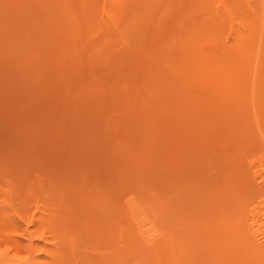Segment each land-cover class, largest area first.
Listing matches in <instances>:
<instances>
[{"label": "rangeland", "instance_id": "rangeland-1", "mask_svg": "<svg viewBox=\"0 0 264 264\" xmlns=\"http://www.w3.org/2000/svg\"><path fill=\"white\" fill-rule=\"evenodd\" d=\"M97 1L95 29L79 39L84 44L74 48L75 57L71 53L62 55L64 50L57 44L53 51L58 57L62 55L61 59H49L47 70L40 68L43 74L39 76V69L36 75L32 70L35 63L31 57H25L29 63L22 66L23 72L14 58L10 57L13 63L7 62L9 55H0V232L4 237L0 252L6 254L0 264H170V260L175 264H226L227 247V251L239 249L240 255L251 250L241 243L248 241L250 245L252 240L253 232L247 231L246 224L251 222L248 217L258 213L262 219L258 223L264 222V178L252 176L255 171L264 176V105L261 101L259 108L260 103L254 99L255 73L251 74L258 57V49H254L259 48L255 47V38L263 16L262 0H159L150 6L148 16L130 22L126 19L128 22L117 27L107 24L110 17L117 16L112 1ZM155 23L160 28L154 27ZM205 25L208 29H203ZM190 28L200 38L203 33L206 45L202 43L201 48L209 53L230 56L228 52L232 51L235 58H245L236 71L238 85L246 81L239 85L242 89L236 86L238 93L230 94L235 80H230V71L225 68L228 60L225 66L220 59L216 66L203 65V59L191 61L186 53L192 46L182 51L188 58L179 69L181 74L171 73V67H167L168 73L163 71L168 63L174 66L173 59L164 57V42ZM88 38H96L97 47H91ZM254 51L251 60L248 54ZM244 87L249 90L248 97ZM260 96L263 100L264 95ZM224 197L225 205L221 204ZM236 197L238 205L233 207ZM136 202L147 207L144 213L151 215V239L138 241L142 250L137 247L139 243H134L140 236H133L136 232L130 229L134 217L129 215L130 208L138 205ZM238 206L239 211L235 209ZM213 224L233 228L247 240L226 239L222 229L217 234ZM183 235L184 240L180 237ZM181 238L192 245L186 246ZM14 240L22 243L20 248L12 247ZM217 242H221L219 246ZM143 244H149L153 256L149 257ZM127 245L128 251L134 247L138 251H125ZM173 246L180 252L177 258L172 256ZM216 250L220 253L215 254ZM141 251L147 254L143 256ZM198 251L205 253L198 256ZM183 254L189 261L182 258L181 262L178 256ZM258 254L264 260V249ZM193 257L196 259L191 260ZM244 259L253 262V258Z\"/></svg>", "mask_w": 264, "mask_h": 264}, {"label": "bare ground", "instance_id": "bare-ground-1", "mask_svg": "<svg viewBox=\"0 0 264 264\" xmlns=\"http://www.w3.org/2000/svg\"><path fill=\"white\" fill-rule=\"evenodd\" d=\"M96 1L97 0H0V39H3V41H1L2 42V44H0V55H2V56H4V54H7V55H5V56H8L9 58H7V62H9V61H11V59L13 60V58L16 60V62H17V64L20 66V68L23 70L24 68L22 67L23 65H26L27 64V62L29 63V60L28 59H26L25 57H31V60L35 63V65H34V68L32 69L33 71H34V74L36 75V73L35 72H38V69H39V72H38V75L40 76L41 74L40 73H42L43 74V71L45 72L47 69V61L49 60V59H52V60H60L61 59V56L62 55H65V54H68V53H71V55L72 56H74V54H73V52H75L74 50H76V49H74L75 47H77V45L78 44H84V43H81L80 41L81 40H79V39H81V37H82V35H84V34H90V33H88V32H90V31H92L91 29H92V27L94 26L93 25V18H94V13H95V11L96 12H98V9H96L95 10V8L97 7L95 4H96ZM105 1V0H104ZM104 1L102 2V3H104ZM112 1V5H113V8L115 9V11H113V12H115L116 14H117V16L115 15V16H112V17H110V21L109 22H107V24H112L113 26H115V27H117V26H119L118 24H121V22H123V21H125L126 19L128 20L129 19V22L131 21V20H134V19H141V18H144V17H146V16H148L149 14H150V6H154V4H156L157 2H159V0H111ZM161 1H165V0H161ZM168 1V0H167ZM203 1V0H202ZM149 2V4H146V3H148ZM97 3H99L98 1H97ZM101 3V2H100ZM203 3H205V2H203ZM206 3H207V1H206ZM220 3H222V0H220ZM109 4V3H108ZM209 4V3H208ZM207 4V5H208ZM214 4V3H213ZM159 5V4H158ZM195 5V4H194ZM200 5H201V2H200ZM206 5V4H205ZM218 5V4H217ZM222 5V4H221ZM102 6H104L103 4H102ZM202 6V5H201ZM212 6V5H211ZM223 6V5H222ZM232 6V5H231ZM205 7V6H204ZM216 7V6H215ZM219 7V6H218ZM234 7V6H233ZM262 9H261V11H263L262 13H263V16H262V18H261V20L259 21V23H258V33H257V36H256V38H255V41H256V43H255V47L258 45V47L259 48H255L254 50H256V49H258V57H255V59H257V61H256V65L254 66V67H251V68H253L252 69V71H251V74L254 72L255 73V75H254V84H253V89H254V91L257 93V94H255V92H254V94H255V96H257V98L255 97L254 99H255V101H257V102H259L260 103V106H258L259 108L261 107V101H262V104L264 105V99L263 100H261V96L260 95H264V70H263V68H264V0H262ZM99 8V7H98ZM107 8H110V7H107ZM156 8V7H155ZM154 8V9H155ZM158 8H160V6L158 7ZM188 8V7H187ZM202 8V7H201ZM206 8H208V7H206ZM206 8H204V9H206ZM209 8H210V6H209ZM208 8V9H209ZM103 9V8H102ZM144 9H145V11H144ZM153 9V12L155 11ZM157 9V8H156ZM162 9V8H161ZM200 9V8H199ZM207 9V10H208ZM216 9H220V8H216ZM224 9V8H223ZM231 9V8H230ZM229 9V10H230ZM104 10V9H103ZM168 10V9H167ZM196 10H197V8H196ZM213 10H214V8H213ZM105 11V10H104ZM107 11V10H106ZM160 11H162V10H160ZM159 11V12H160ZM103 11L101 10V13H102ZM153 12H151V13H153ZM157 12V11H156ZM155 12V13H156ZM205 12H206V10H205ZM205 12H202V14L204 13V14H206ZM209 12V11H208ZM207 12V13H208ZM212 12V11H211ZM210 12V13H211ZM217 12H218V10H217ZM230 12H232V10H230ZM219 13H220V11H219ZM226 13V15H227V12H225ZM97 14H99V13H97ZM104 14V13H103ZM100 15V14H99ZM155 14L153 13V19L155 18V16H154ZM208 15V14H207ZM218 15V14H217ZM216 15V16H217ZM96 16V15H95ZM200 16V15H199ZM220 16V15H219ZM230 16V15H229ZM228 16V17H229ZM100 18H101V16H99ZM210 17V16H209ZM223 17V16H222ZM109 18V17H108ZM156 18H157V14H156ZM161 18H163V17H161ZM230 18V17H229ZM101 19H103V18H101ZM131 19V20H130ZM152 18H150V20H151ZM159 19V18H158ZM158 19H155V20H157V21H159ZM201 19V18H200ZM204 19V18H203ZM214 19H216L215 17H214ZM213 19V20H214ZM220 19V18H219ZM104 20V19H103ZM119 20V21H118ZM126 20V21H127ZM154 20V21H155ZM188 20V19H187ZM202 20V19H201ZM221 20V19H220ZM152 21V20H151ZM207 21V20H206ZM216 21H218V19L216 20ZM101 22H102V20H101ZM128 22V21H127ZM153 22V21H152ZM156 22V21H155ZM160 22V21H159ZM158 22V23H159ZM163 22V21H162ZM165 22V21H164ZM190 22H192V21H190ZM202 22H205V21H202ZM223 22V21H222ZM136 23H137V21H136ZM186 23V22H185ZM189 23V22H188ZM96 24V23H95ZM100 24V23H99ZM103 24V23H102ZM138 24H139V22H138ZM156 25H154V27L155 26H158L157 25V23H155ZM162 24H164V23H162ZM161 24V25H162ZM180 24V23H179ZM194 24V23H193ZM208 24H209V22H208ZM207 24V26H209ZM219 21H218V25L217 26H219ZM104 25V24H103ZM102 25V26H103ZM106 25V24H105ZM150 25V24H149ZM160 25V24H159ZM165 25H166V23H165ZM185 25V24H184ZM201 25V24H200ZM199 25V26H200ZM183 26V25H182ZM207 26L205 25V26H203V29H208L207 28ZM216 26V27H217ZM224 26V25H223ZM99 27V26H98ZM112 27V26H111ZM150 27V26H149ZM159 27V26H158ZM165 27V26H164ZM178 27V26H177ZM196 27V26H195ZM198 27V26H197ZM94 29H95V27H93ZM104 28V27H103ZM102 28V29H103ZM106 28V27H105ZM110 28V27H109ZM160 28V27H159ZM158 28V29H159ZM214 28V27H213ZM218 28V27H217ZM99 29L100 30H102L100 27H99ZM107 29V28H106ZM113 29V28H112ZM112 29H111V31H112ZM147 29V28H146ZM155 29V28H154ZM153 29V30H154ZM201 29V28H200ZM202 29V30H203ZM209 29H212V28H209ZM110 30V29H109ZM181 30V29H180ZM179 30V31H180ZM214 30V29H213ZM96 31V30H95ZM94 31V32H95ZM104 31V30H103ZM106 31V30H105ZM215 31V30H214ZM254 31V30H253ZM85 32V33H84ZM93 32V31H92ZM205 32V31H204ZM217 32V31H216ZM98 33V32H97ZM144 33V32H143ZM179 33V32H178ZM201 33V35H199V36H201V38L200 37H198V35H193L194 34V31L190 28V29H185V30H181L180 31V35L176 38V39H174V38H172L171 40H169L167 43L166 42H164V47L166 48L165 50H163L162 48H160V49H162L164 52H165V55H164V57H170L169 59H173L174 60V66L172 67V64H170V63H168V65H165V67H163V65H162V67H163V71L164 70H166L167 69V67H171V73L172 72H175V74H177V73H180V67H182L184 64H186V62H187V59H186V57L187 56H185L184 57V53H182V51L183 52H185L184 51V49L185 48H188V49H190L189 47H191V51L190 50H188V52L186 53L190 58V60H191V58H195V60H200V59H203L204 61H203V65L205 64V66H206V64H208V65H213V66H216V65H214V64H216L217 62H218V60L220 59V61L221 62H223L224 63V61H227L228 60V64L225 62L224 64H222V65H224L225 66V64H227V66H225V68H228L229 69V71H230V75H231V77H230V80H232V81H234L233 83H231L232 84V86L234 85V90L232 91V92H230V91H228V93L230 92V94H234V93H238L237 91H236V86L238 85V82H240V80L239 81H237L236 82V79L238 78L237 76H236V73L238 74L239 72H236V71H238L239 70V68L242 66L241 65V63H243L242 62V58L243 57H240V56H238V58L236 57L235 58V54L231 51V52H228V53H230V56L229 55H227V53H222V55L223 56H221V54H219V55H214V54H212V53H209V51H207L206 49L204 50L203 48H201L202 46V43H203V46L204 45H206V44H204V40H206L205 39V37H204V35H202L203 33L202 32H200ZM209 33H211V32H209ZM215 33V32H214ZM218 33V32H217ZM253 33H255V32H253ZM118 34V33H117ZM173 35V34H172ZM171 35V36H172ZM212 35V34H211ZM89 36V35H88ZM87 36V37H88ZM168 36V35H167ZM206 36V35H205ZM213 36V35H212ZM219 36V35H218ZM253 36H255V35H253ZM169 37V36H168ZM259 37V38H258ZM211 38H213V37H209V39H211ZM214 38H216V37H214ZM218 39V38H217ZM243 39V38H242ZM76 40H79L78 42L79 43H77L76 42ZM97 39L96 38H88V43L91 45V47H93V46H96L97 47V41H96ZM163 40V39H162ZM213 40V39H212ZM216 41V40H215ZM242 41V40H241ZM0 42V43H1ZM186 42V43H185ZM209 42V41H208ZM208 42H207V44H208ZM244 42H247V41H243V43ZM252 42V41H251ZM88 43H86L87 45H88ZM57 44L58 45H60L61 46V50L63 51L64 50V54H62L61 56L59 55V57L58 56H56V54H55V48L57 47ZM222 44V43H221ZM241 45H243L242 44V42H241ZM241 45H239L238 47V49H240V47H241ZM251 45L252 44H250V49H251ZM215 46V45H214ZM217 46V45H216ZM220 46V45H219ZM226 46H228V45H226ZM230 46V45H229ZM232 46V45H231ZM253 46V45H252ZM141 47V46H140ZM208 48V45L207 46H205V48ZM210 47V46H209ZM248 47H249V45H248ZM248 47H247V49H248ZM98 48H100V47H98ZM101 48H102V46H101ZM142 48V47H141ZM228 48V47H227ZM235 48V47H234ZM244 48V47H243ZM57 49V48H56ZM218 49H219V47H218ZM221 49V48H220ZM230 49V48H229ZM237 49V50H238ZM54 50V51H53ZM212 50V49H211ZM241 50V49H240ZM70 51V52H69ZM162 51V52H163ZM221 51V50H220ZM224 52L226 51V49H224L223 50ZM223 51H221V52H223ZM230 51V50H229ZM249 51V50H248ZM52 52L54 53V54H52ZM211 52V51H210ZM251 52V51H250ZM175 53H177V55H174ZM234 55H233V54ZM245 53H246V50H245ZM93 54V53H92ZM163 54V53H162ZM184 54V55H183ZM242 54V53H241ZM253 54H255V51L251 54H248L249 55V59H251V58H253ZM70 55V54H69ZM160 55V54H159ZM238 55V54H237ZM236 55V56H237ZM245 55V54H244ZM94 56V55H93ZM163 56V55H162ZM161 56V57H162ZM173 56H175L174 58H173ZM228 56V57H227ZM10 57H11V59H10ZM75 57V56H74ZM73 57V58H74ZM224 57V58H223ZM227 57V58H226ZM247 57V56H246ZM66 58V57H65ZM72 58V57H71ZM160 58V57H159ZM188 58V57H187ZM223 60H222V59ZM226 58V59H225ZM45 59V60H44ZM246 59H248V58H246ZM27 60V61H26ZM162 60H166V59H162ZM162 60H160V61H162ZM243 60L245 61V58H243ZM252 60V59H251ZM1 61H3V59L1 60ZM37 61V62H36ZM46 61V62H45ZM153 61H156V62H158V59L157 60H153ZM167 61V60H166ZM192 61V60H191ZM190 61V62H191ZM194 61V60H193ZM219 61V62H220ZM247 61V60H246ZM12 63L14 62V61H11ZM10 62V63H11ZM152 62V61H151ZM155 62V63H156ZM206 62V63H205ZM218 62V63H219ZM247 62H249V61H247ZM255 62V61H254ZM254 62H252L251 61V63H254ZM6 63V62H5ZM37 63H39V64H37ZM162 63H163V61H162ZM201 63V62H200ZM250 63V62H249ZM250 63V64H251ZM4 64V63H3ZM38 66H37V65ZM45 64V65H44ZM164 64V63H163ZM246 64L247 63H245V66H246ZM5 65V64H4ZM15 65V64H14ZM44 65V67H40V66H43ZM157 65H159V64H156V66ZM30 66V65H29ZM29 66H25V67H29ZM37 66V67H36ZM151 65H149V67H150ZM153 67L155 66L154 65V63H153V65H152ZM152 66H151V69H152V71H153V68H152ZM161 66V65H160ZM204 66V67H205ZM221 66V65H220ZM244 66V67H245ZM6 67V66H5ZM16 67V69L18 68L17 67V65L15 66ZM30 67H33V65L32 66H30ZM29 67V68H30ZM157 67H159V66H157ZM212 67V66H211ZM243 67V68H244ZM10 68V67H9ZM29 68H26V70L27 69H29ZM40 68H43L44 70L42 71ZM183 68V67H182ZM181 68V69H182ZM215 68V67H214ZM224 68V67H223ZM248 68V67H247ZM8 69V68H7ZM14 69V68H13ZM37 69V70H36ZM46 69V70H45ZM159 69V68H158ZM246 69V68H245ZM154 70H156V68L154 69ZM168 70V69H167ZM167 70H166V72H167ZM179 70V72H177ZM209 70V69H208ZM249 70V69H248ZM251 70V69H250ZM27 71H29V70H27ZM42 71V72H41ZM151 71V70H150ZM149 71V72H150ZM159 71V70H158ZM228 71V72H229ZM241 72H242V70H240ZM23 72H26L25 71V69L23 70ZM156 72V71H155ZM160 72V71H159ZM165 72V71H164ZM244 72V71H243ZM13 73H14V71H13ZM17 73V72H16ZM161 73V72H160ZM168 73V72H167ZM171 73H169V74H171ZM18 74V73H17ZM155 74V73H154ZM181 74V73H180ZM180 74H179V77H181L180 76ZM243 74V73H242ZM244 74H246V73H244ZM240 75V74H239ZM21 76H23V75H21ZM26 76V75H25ZM155 76H156V74H155ZM159 76V75H158ZM163 76V75H162ZM165 76V75H164ZM164 76L162 77V78H164ZM167 76V75H166ZM173 76V75H172ZM171 76V77H172ZM178 76V75H177ZM248 77H249V75H247ZM247 76H246V78H247ZM170 77V78H171ZM174 77V76H173ZM175 77H176V75H175ZM175 77H174V79H175ZM237 77V78H236ZM242 77V76H241ZM240 78V77H239ZM243 78V77H242ZM244 78H245V76H244ZM243 78V79H244ZM251 78V77H250ZM249 78V79H250ZM173 79V80H174ZM164 80V79H163ZM245 80H247V79H245ZM165 81V80H164ZM170 81V80H169ZM231 81V82H232ZM244 81V80H243ZM248 81V80H247ZM250 81V80H249ZM252 81V80H251ZM165 82H167V81H165ZM228 82V81H227ZM253 82V81H252ZM168 83V82H167ZM242 83V82H241ZM241 83H239V85L241 84ZM246 83V81L244 82V83H242V84H245ZM164 84V83H163ZM250 84H251V82H250ZM166 85V84H165ZM238 85V86H239ZM172 87V86H171ZM240 87V86H239ZM173 88V87H172ZM241 89H242V87H240ZM245 88V94H246V96L248 97V92H249V90H247L246 89V87H244ZM252 89V90H253ZM244 90V89H243ZM247 90V91H246ZM236 91V92H235ZM243 92V91H242ZM240 94V96H241V93H239ZM244 94V95H245ZM239 96V95H238ZM239 96V97H240ZM238 97V98H239ZM244 98V97H243ZM148 99V98H147ZM258 99V100H257ZM244 100V99H243ZM243 100H241V102L243 101ZM240 101L238 100V103H239ZM242 104V103H241ZM245 104V103H244ZM242 106V105H241ZM241 106H240V108H241ZM244 108V107H243ZM161 110V109H160ZM244 111V110H243ZM245 113V112H244ZM242 114V115H246V114ZM142 114V113H141ZM145 114H146V116H147V114L148 113H146L145 112ZM143 115V114H142ZM248 115V114H247ZM246 115V116H247ZM144 116V115H143ZM261 116H264V114L262 113L261 114ZM241 117V116H240ZM243 118H245V120H247L246 119V117H243ZM263 118V117H262ZM241 120V119H240ZM239 120V121H240ZM242 120H244V119H242ZM249 173V172H248ZM254 173V175H252L253 176V179H259V178H261L262 180H263V178H264V176L260 173V174H258V173H256V171L255 172H252V174ZM243 174V173H242ZM247 175V174H246ZM227 176V175H226ZM225 176V177H226ZM251 176V177H252ZM230 177V176H229ZM241 177V176H240ZM227 178H228V176H227ZM250 178V177H249ZM222 179H224V178H222ZM221 179V180H222ZM233 179V178H232ZM242 179H243V177H242ZM252 179V180H253ZM225 180V179H224ZM224 180H222L223 182H224ZM234 180V179H233ZM249 181V180H248ZM261 181V180H260ZM225 182H227L226 180H225ZM234 182V181H233ZM232 182V183H233ZM236 182V181H235ZM235 182H234V184H235ZM239 182V181H238ZM246 182V181H245ZM244 182V183H245ZM241 183V182H240ZM222 184V183H221ZM237 184H239V183H237ZM242 184V183H241ZM246 184V183H245ZM244 184V185H245ZM234 186V185H233ZM250 186V185H249ZM222 187V186H221ZM251 187V186H250ZM224 188V187H223ZM245 188H246V186H245ZM260 188V187H259ZM222 190V189H221ZM246 191H247V189H246ZM95 192V191H94ZM248 192V191H247ZM230 193V192H229ZM92 194V193H91ZM99 194V193H98ZM225 194V193H224ZM223 194V195H224ZM233 195H234V193H232ZM236 194V193H235ZM247 194V193H246ZM253 194V193H252ZM227 195L228 194H226V198H227ZM225 196V195H224ZM236 196V195H235ZM94 198H96V196H93ZM233 196H231L230 198H232ZM135 198V197H134ZM225 198V197H224ZM222 199L223 200V202H221L220 200L218 201V202H221V204H223L224 203V205H225V201L224 200H227L228 198H229V196H228V198L226 199ZM233 199H235V198H233ZM244 199V198H243ZM92 200V199H91ZM94 200V199H93ZM96 200H98V199H96ZM229 200V199H228ZM236 200H238L237 199V197H236V199L234 200V201H236ZM132 201V200H131ZM230 201V200H229ZM232 202H233V200H231ZM93 202V201H92ZM127 202V201H126ZM132 203V202H131ZM137 203V202H136ZM246 203V202H245ZM138 204V203H137ZM230 204V203H229ZM83 205H85V204H83ZM103 205V204H102ZM102 205H100V207L102 206ZM142 205V204H141ZM141 205H135V207L133 208V206L134 205H132V209L130 208V206H129V208H130V214L129 215H132V216H134L133 217V221H132V228H130L132 231H135L136 233H135V235H133V236H136L137 238H138V236L137 235H139L140 237L139 238H141V239H137V242H135L134 241V243L136 244H138L139 242L138 241H141L140 243H143V242H148V240L149 239H151V238H149V236L151 235V233H150V225L151 224H149V222H151L150 221V219H151V215L150 216H148L146 213H144L145 211H144V208H145V206L143 205V207H141ZM224 205L222 206V208L224 207ZM231 205V204H230ZM238 204H237V201H236V205H235V203H234V206L233 205H231V206H233V207H235V206H237ZM239 205H241V204H239ZM243 205V204H242ZM241 205V206H242ZM150 206V205H149ZM221 206V205H220ZM228 206V205H227ZM227 206H226V208H227ZM231 206H228V210L230 211V209H229V207H231ZM241 206H238V207H236L235 209L237 210V211H239L240 210V207ZM245 206H246V204H245ZM147 208V207H146ZM145 208V209H146ZM233 209V208H232ZM250 209V208H249ZM128 210V209H127ZM242 210V209H241ZM136 211L138 212H140V215H137V213H136ZM251 211H253L252 209H251ZM111 212H113V211H111ZM222 212V211H221ZM224 212V211H223ZM213 213V212H212ZM234 213V212H233ZM255 213H256V211H255ZM0 214H1V211H0ZM135 214H136V216H135ZM144 214H145V216H144ZM214 214V213H213ZM231 214V213H230ZM229 214V215H230ZM247 214V213H246ZM251 214V213H250ZM234 216V215H233ZM263 216H264V214H263ZM110 217H114V216H110ZM238 217V216H237ZM236 217V218H237ZM247 217H248V215H247ZM116 218V217H115ZM124 218V220L127 218L126 216H124L123 217ZM132 218V217H131ZM131 218L129 217V221L131 220ZM243 218V217H242ZM110 219V218H109ZM117 219V218H116ZM211 219V218H210ZM209 219V220H210ZM233 219V218H232ZM245 219V218H244ZM248 219L249 220H251V222H248V224H246L247 226H248V228H247V231H252L253 232V235H252V240H251V243H250V245L249 244H247L248 243V241H245V240H247V239H243V238H240L239 236H238V231L237 232H235L236 230L235 229H231V228H225V226H223V225H219L218 226V228L216 227V225L214 226V224H213V226L215 227V231H216V228H217V230H218V232H217V234H219V230L220 229H222L221 231V234H222V237H226V239H228V238H232L233 240H234V242H236V240L239 238L240 239V241L242 240V241H245L244 243L243 242H241L243 245V248L245 247L246 248V246H248V247H251V250H252V252H251V250L250 249H247L248 250V252H246V251H243V252H241V255H240V252L236 249H234L233 248V250L231 251L230 249V251H227V248L225 249L226 250V260L228 261V264H264V260L263 259H260L262 256H258V255H260V254H258V253H260V252H262V250L264 249V231L262 232V231H260L261 229H262V227L264 226V222H262V223H258V222H261L260 220H262V219H260V217H258V213H257V215L256 214H254V212L248 217ZM209 220H208V222H209ZM235 220V219H234ZM241 220V219H240ZM248 220V221H249ZM202 221V220H201ZM205 221H206V219H205ZM219 221V220H218ZM236 221V220H235ZM243 221V220H242ZM247 221V220H246ZM125 222V221H124ZM131 222V221H130ZM200 222V221H199ZM213 223V222H212ZM247 223V222H246ZM46 224V223H45ZM131 224V223H130ZM201 224V223H200ZM205 226H207L205 223H203ZM208 224V223H207ZM216 224V223H215ZM242 224V223H241ZM150 227H149V226ZM193 225H195V224H193ZM202 225V224H201ZM244 225V224H243ZM148 226V227H147ZM203 226V225H202ZM236 226L238 227V223H236ZM183 227V226H182ZM212 227V226H211ZM210 227V228H211ZM236 227V228H237ZM241 227V226H240ZM117 228V227H116ZM153 228V227H152ZM194 228V227H193ZM203 228H204V226H203ZM203 228H198V229H203ZM196 229V228H195ZM198 229H196L197 231H198ZM208 228H205V230H207ZM214 228H212V230H213ZM117 230V229H116ZM192 230V229H191ZM205 230H202V232L203 231H205ZM209 231V230H208ZM211 231V230H210ZM224 231V232H223ZM258 231H260V233L258 232ZM112 232H114V231H112ZM121 232V231H120ZM188 232V231H187ZM194 232V231H193ZM201 232V233H202ZM243 232H245V230L243 231ZM121 233H123V232H121ZM156 233V232H155ZM189 233V232H188ZM187 233V234H188ZM194 233H196V232H194ZM200 233V232H199ZM206 233V232H205ZM205 233H203V234H205ZM235 233H237V234H235ZM114 234V233H113ZM137 234V235H136ZM198 234V233H197ZM196 234V235H197ZM207 234V233H206ZM213 234V233H212ZM220 234V235H221ZM234 234H235V237H233L234 236ZM241 235H243V233H240ZM261 234H262V236H261ZM112 235V234H111ZM115 235V234H114ZM122 235V234H121ZM182 235V234H181ZM186 235V234H185ZM195 235V236H196ZM200 235V234H199ZM202 235V234H201ZM209 235V234H208ZM219 235V236H220ZM117 236V235H116ZM115 236V237H116ZM118 236H119V233H118ZM117 236V237H118ZM187 236V235H186ZM203 236V235H202ZM211 236V235H210ZM213 236H215V234L213 235ZM212 236V237H213ZM259 236V237H258ZM3 234H2V232H0V243H2L1 241L3 240ZM112 237V236H111ZM114 237V236H113ZM112 237V238H113ZM136 237H134V238H136ZM154 237V236H153ZM180 237H182L183 238V240H184V235L183 236H180ZM196 237H198V236H196ZM204 237V236H203ZM207 237V236H206ZM221 237V238H222ZM228 237V238H227ZM260 237H262V239H263V241L262 242H257V240L260 238ZM110 238V237H109ZM111 238V239H112ZM121 238V237H120ZM182 238H181V240H182ZM186 238V237H185ZM189 238V237H188ZM191 238V237H190ZM218 238V237H217ZM220 238V239H221ZM110 239V240H111ZM179 240L177 241V243L180 241V238H178ZM192 239V238H191ZM191 239H188V240H190L191 241ZM204 239L205 238H203V241H204ZM210 239V238H209ZM220 239H217V240H220ZM23 240V239H22ZM109 240V241H110ZM114 240V239H113ZM176 240V239H175ZM182 240V241H183ZM199 240V239H198ZM207 240V239H206ZM213 240V239H212ZM222 240V239H221ZM220 240V241H221ZM229 240H231V239H229ZM30 241H31V239H30ZM172 241V240H171ZM187 241V240H186ZM223 241H224V239H223ZM114 242V241H113ZM133 242V241H132ZM181 242V241H180ZM184 242V241H183ZM197 242V241H196ZM199 242H201L200 240H199ZM198 242V246H199V244L201 245V243H199ZM212 242V241H211ZM215 242H216V240H215ZM225 243L227 242V240H225L224 241ZM233 242V241H232ZM12 243V245H15V247L14 246H12L11 244H10V246H12L14 249L17 247V248H20L21 247V244L22 243H20V242H18V241H12L11 242ZM138 244V246L137 247H139L140 245H142V244ZM152 243H153V241H152ZM155 243V242H154ZM153 243V244H154ZM187 243H189V245H192V244H190V242H187ZM194 243H195V241H194ZM205 243V242H204ZM203 243V244H204ZM221 243V242H220ZM220 243H219V245H220ZM231 243V242H230ZM28 244V246H29V243H27ZM110 244H111V242H110ZM136 244V245H137ZM171 244L172 243H170V246H171ZM183 244H185L186 245V242H184ZM183 244H181V245H183ZM206 244V243H205ZM235 244V243H234ZM26 245V244H25ZM72 245V244H71ZM112 245V244H111ZM133 245V244H132ZM144 245V247L146 246L145 244H143ZM149 245V244H148ZM147 245V246H148ZM155 245V244H154ZM176 245V244H175ZM178 245H179V243H178ZM189 245H186V246H189ZM208 245H210V244H207V246ZM217 245H218V242H217ZM218 245V246H219ZM224 245V248H225V244H223ZM223 245L221 246V247H223ZM30 246H31V243H30ZM106 246V245H105ZM146 246V247H147ZM151 246V245H150ZM169 246V248H170V251H171V247ZM194 246V247H193ZM193 246H191L190 247V249L194 252V250H193V248H195V246H196V244H194ZM198 246L196 247L197 249H198ZM206 246V247H207ZM230 246H232V245H230ZM78 247V246H77ZM116 247V246H115ZM130 247V245L128 246L127 245V249L125 248V251H128V248ZM165 247H167V246H165ZM182 247V246H181ZM184 247L185 246H183V253L184 252H186V251H184L185 249H184ZM193 247V248H192ZM221 247H219V248H221ZM237 247V246H236ZM16 248V249H17ZM135 248V247H134ZM134 248H132L131 249V251H132V253L135 251V250H137L136 248L134 249ZM140 248H141V246H140ZM139 248V249H140ZM149 247H147V249H148ZM176 248V247H175ZM175 248H174V246H173V249L175 250ZM178 248H179V246H178ZM187 248V247H186ZM214 248V247H213ZM122 249V248H121ZM133 249H134V251H133ZM149 249H151V248H149ZM149 249H148V255H149V257H150V255H154L153 253H151L150 254V252H154V251H150L149 252ZM205 249V248H204ZM203 249V250H204ZM216 249V248H215ZM218 249V248H217ZM19 250V249H18ZM113 250V249H112ZM141 250H142V248H141ZM144 250V249H143ZM177 250V251H176ZM175 251H173V255H172V253H171V255L173 256V257H176L180 252H178V249H176ZM208 250V249H207ZM243 250H245V249H243ZM256 250V251H255ZM15 251V250H14ZM117 251V250H116ZM121 251V250H120ZM119 251V253H121ZM131 251H128V252H131ZM138 251V250H137ZM147 251V250H146ZM192 251H191V253H192ZM213 251H215L214 249H213ZM240 251H241V248H240ZM255 252V254H257V255H255L254 254V252ZM17 252V251H16ZM112 252V251H111ZM114 252V251H113ZM136 252V251H135ZM142 252V251H141ZM143 252H145V251H143ZM142 252V253H143ZM165 252H167V251H165ZM200 251H198V256H199V254H203V253H205L204 251H203V253H201L202 252V250H201V252L199 253ZM228 252V253H227ZM138 254L140 253V250H139V252H137ZM141 253V254H142ZM147 253H143V256H144V254H147ZM206 253H208L207 255H209V252H206ZM218 253H220V252H218ZM217 253V250H216V253L215 254H218ZM222 253V252H221ZM0 254H1V252H0ZM117 254H118V251H117ZM134 254V253H133ZM136 254V253H135ZM165 254V253H164ZM182 254V253H181ZM180 254V255H181ZM185 254V253H184ZM184 254L182 255V256H178V258L179 257H181V258H179L180 260H181V262H182V258L184 257ZM194 254V253H193ZM193 254H192V256H193ZM196 254H197V252H196ZM212 253L210 252V255H211ZM254 254V255H253ZM2 256H0V258H4V256H6V254L5 255H3V254H1ZM101 255V254H100ZM128 255V254H127ZM131 254H129V256H130ZM140 255V254H139ZM138 255V256H139ZM189 255V254H188ZM206 255V254H205ZM205 255H204V257H205ZM206 255V256H207ZM209 255V256H210ZM221 255V254H220ZM222 255H225L224 253L222 254ZM248 255V256H247ZM249 255H250V257H249ZM253 257H252V256ZM262 255V254H261ZM138 256H135V255H133V257H138ZM141 256V255H140ZM140 256H139V258H140ZM167 256V255H166ZM194 256H195V254H194ZM209 256H208V258H209ZM216 256V255H215ZM264 256V255H263ZM109 257V256H108ZM107 256H106V258H108ZM111 257V256H110ZM124 257V256H123ZM131 257H132V255H131ZM146 257V256H145ZM145 257H144V259H145ZM195 257H197V256H195ZM195 257H193L191 260H195L196 258ZM218 257H220V256H218ZM231 257V258H230ZM245 257H248V258H253V259H251V260H253V262H249V261H247L246 259H244ZM141 258H142V256H141ZM177 258V257H176ZM200 259L202 258V257H199ZM206 259H207V257H205ZM215 257H214V255H213V259H214ZM217 258V257H216ZM222 258H223V256H222ZM230 258V259H229ZM264 258V257H263ZM109 259V258H108ZM112 259V258H111ZM135 258H133V260H134ZM137 259V258H136ZM151 259H152V257H151ZM167 259H168V257H167ZM172 259V258H171ZM184 259V258H183ZM190 259V258H189ZM197 259H198V257H197ZM212 259V258H211ZM212 259V260H213ZM140 260V259H139ZM139 260H136L137 262L139 261ZM146 260V259H145ZM144 260V261H145ZM148 260V259H147ZM184 260H188V259H184ZM218 260V263L220 262L219 261V259H217ZM222 260V259H221ZM223 260H225V259H223ZM223 260H222V262H223ZM126 261V260H125ZM152 261V260H151ZM166 261V260H165ZM176 261H177V259H176ZM189 261V260H188ZM208 261V260H207ZM213 261H215V260H213ZM227 261H226V264H227ZM148 263L150 262V260L149 261H147ZM153 262V261H152ZM180 262V261H179ZM186 261H184L183 263H185ZM215 262H217V261H215ZM215 262H213V263H215ZM127 263V262H126ZM168 263V262H167ZM170 264H175V262H174V260H170V262H169ZM195 263V262H194ZM200 263V262H199ZM204 263H206V262H204ZM210 263H211V260H210ZM107 264V263H106ZM115 264V263H114ZM120 264V263H119ZM125 264V263H124ZM166 264V263H165ZM193 264V263H192ZM207 264V263H206ZM212 264V263H211ZM217 264V263H216ZM222 264V263H221ZM224 264V263H223Z\"/></svg>", "mask_w": 264, "mask_h": 264}]
</instances>
